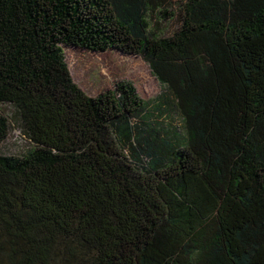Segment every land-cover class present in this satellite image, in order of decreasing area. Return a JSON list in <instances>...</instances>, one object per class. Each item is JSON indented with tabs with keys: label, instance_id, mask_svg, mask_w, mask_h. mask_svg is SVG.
Listing matches in <instances>:
<instances>
[{
	"label": "trees",
	"instance_id": "obj_1",
	"mask_svg": "<svg viewBox=\"0 0 264 264\" xmlns=\"http://www.w3.org/2000/svg\"><path fill=\"white\" fill-rule=\"evenodd\" d=\"M62 46L162 94L90 96ZM0 264H264V0H0Z\"/></svg>",
	"mask_w": 264,
	"mask_h": 264
},
{
	"label": "rangeland",
	"instance_id": "obj_2",
	"mask_svg": "<svg viewBox=\"0 0 264 264\" xmlns=\"http://www.w3.org/2000/svg\"><path fill=\"white\" fill-rule=\"evenodd\" d=\"M174 28V22L162 21V32L168 34ZM65 61L72 80L88 95L114 88V84L121 80L131 81L138 95L145 100L162 94V88L150 74L149 68L139 57L120 53L114 49L102 52L90 51L80 47L62 46ZM166 97L150 104L152 119L171 122L178 125L176 113L167 106ZM160 103L166 111L159 112L154 108ZM179 129V128H177ZM26 144L21 140L17 129H13L7 140L1 146V151L10 154H20Z\"/></svg>",
	"mask_w": 264,
	"mask_h": 264
}]
</instances>
